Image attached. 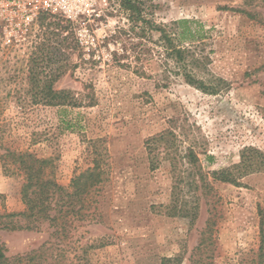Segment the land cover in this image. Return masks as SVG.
<instances>
[{
  "label": "rangeland",
  "instance_id": "374dc122",
  "mask_svg": "<svg viewBox=\"0 0 264 264\" xmlns=\"http://www.w3.org/2000/svg\"><path fill=\"white\" fill-rule=\"evenodd\" d=\"M138 2L141 19L122 0H0V213L25 209L24 177L14 164L6 170V148L51 159L65 187L95 162L104 171L103 183L71 213L68 233L51 239V250L44 242L52 230L45 228L0 230V242L9 256L40 248L52 264H254L264 172L240 186L211 178L195 199L185 186L175 196L170 159L160 153L152 170L146 141L173 131L177 162L189 166L183 150L193 146L206 171L239 163L245 147L264 150V0ZM44 15L46 24L55 21L51 15L71 22L78 41L72 56L55 49ZM183 19L193 21L199 38L176 35L175 42L206 57L194 73L215 94L184 80L158 41L161 33L151 29L152 22L178 29ZM41 44V69L61 68L55 88L72 91L82 105L30 104L27 63ZM184 198L197 199L194 221L172 215Z\"/></svg>",
  "mask_w": 264,
  "mask_h": 264
},
{
  "label": "trees",
  "instance_id": "16d2710c",
  "mask_svg": "<svg viewBox=\"0 0 264 264\" xmlns=\"http://www.w3.org/2000/svg\"><path fill=\"white\" fill-rule=\"evenodd\" d=\"M122 3L126 9L137 15V19L142 18V8L139 6L138 0H122ZM245 13L252 17L250 12ZM51 17H54L55 21L48 24H46L48 16L41 17V25L47 26L48 30L52 29L49 33L51 36L53 35V42L56 43L55 49L59 51L64 49L69 57L72 56L77 49L78 41L73 30H71V22L68 20L65 22V19L58 18L55 15H51ZM191 23L193 21L187 19L175 22L181 32L177 28L168 30L166 27L156 25L154 22L151 23V29L161 33L158 41L163 44L167 56L179 66L184 80L205 92L215 94L218 89L207 87L194 73L200 62L206 57L196 55L193 48L175 42L178 35L181 38L190 39L191 43L198 40L199 31L192 30ZM44 48V44H41L37 51L32 52L27 63L29 83L26 91L27 95L30 96V104L52 107L66 105L77 107L82 105L83 102L78 100L72 91L57 90L55 88L56 80L64 74L61 68H58L52 74L45 73L41 69V63L44 61L42 53ZM4 108V104L0 101V122ZM177 141L178 136L173 131L155 135L146 141L152 170L157 169L161 164L159 160L160 153L167 154L170 159V166L176 172L175 189H179V192H173L175 196H179L182 193L181 188L185 186L187 192L192 194L191 198L195 199L197 191H205L211 188V178L240 186L244 177L257 172H264V150L255 146H248L242 150L239 163L211 171L205 170L198 153L193 146H189L183 150L182 157V161L189 166L183 167L181 163L177 162L178 152L180 151ZM1 158L6 170L13 171L12 164H14V168L24 177L20 192L25 209L20 212L0 213V230L10 232L21 230L41 232L44 228L52 230L48 239L44 242L46 246L47 244L50 246L48 250H51L55 245L51 239H54L56 235L62 236L68 233V227L71 224L70 215L72 212L76 215L83 207L76 209L82 198L90 195L104 181V171L98 162H95L93 167H89L75 176L70 186L65 187L55 178L51 170V159L40 158L28 150L21 151L12 148H6V153L2 154ZM209 159L212 158L209 157ZM189 201L184 198V204L172 215H180L191 221L196 220V211L199 204L196 202L197 199ZM191 202H196V204L193 206ZM262 220L264 221V216H262ZM7 251L6 245L0 242V264H52V262L46 263V259H43L40 253V248L16 256H9ZM191 264L202 263L200 260L193 259ZM254 264H264V228L261 230L260 246L254 258Z\"/></svg>",
  "mask_w": 264,
  "mask_h": 264
},
{
  "label": "built area",
  "instance_id": "2783aa9c",
  "mask_svg": "<svg viewBox=\"0 0 264 264\" xmlns=\"http://www.w3.org/2000/svg\"><path fill=\"white\" fill-rule=\"evenodd\" d=\"M37 1H38V0H37ZM47 10H49V9H47ZM50 11H51V10H50ZM27 19L29 20V19H30V16H28Z\"/></svg>",
  "mask_w": 264,
  "mask_h": 264
}]
</instances>
